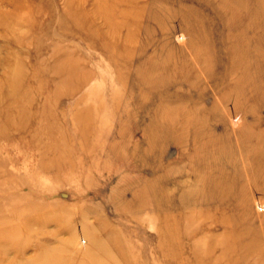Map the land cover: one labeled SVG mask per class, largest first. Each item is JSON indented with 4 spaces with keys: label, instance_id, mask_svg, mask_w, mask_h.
<instances>
[{
    "label": "rangeland",
    "instance_id": "rangeland-1",
    "mask_svg": "<svg viewBox=\"0 0 264 264\" xmlns=\"http://www.w3.org/2000/svg\"><path fill=\"white\" fill-rule=\"evenodd\" d=\"M39 261L264 264V0H0V264Z\"/></svg>",
    "mask_w": 264,
    "mask_h": 264
},
{
    "label": "bare ground",
    "instance_id": "bare-ground-1",
    "mask_svg": "<svg viewBox=\"0 0 264 264\" xmlns=\"http://www.w3.org/2000/svg\"><path fill=\"white\" fill-rule=\"evenodd\" d=\"M56 260V259H55ZM73 263V262H72ZM77 263V262H76ZM38 264H42L40 261L38 262Z\"/></svg>",
    "mask_w": 264,
    "mask_h": 264
}]
</instances>
